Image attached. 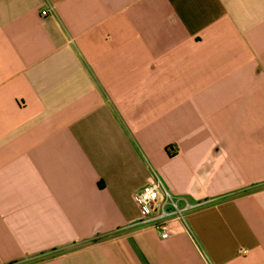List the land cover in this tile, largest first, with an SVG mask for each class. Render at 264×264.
I'll use <instances>...</instances> for the list:
<instances>
[{
  "label": "crops",
  "instance_id": "1",
  "mask_svg": "<svg viewBox=\"0 0 264 264\" xmlns=\"http://www.w3.org/2000/svg\"><path fill=\"white\" fill-rule=\"evenodd\" d=\"M0 264H264V0H0Z\"/></svg>",
  "mask_w": 264,
  "mask_h": 264
},
{
  "label": "built area",
  "instance_id": "2",
  "mask_svg": "<svg viewBox=\"0 0 264 264\" xmlns=\"http://www.w3.org/2000/svg\"><path fill=\"white\" fill-rule=\"evenodd\" d=\"M50 10H43L42 15L47 16ZM135 201L140 209L138 224L151 226L158 230L163 239L171 236L168 227L172 220H184L188 212L197 210L204 203L191 202L188 199L174 197L165 187L164 183L154 176L135 194ZM249 250H241L246 255Z\"/></svg>",
  "mask_w": 264,
  "mask_h": 264
}]
</instances>
